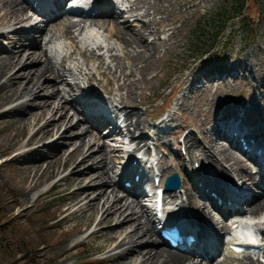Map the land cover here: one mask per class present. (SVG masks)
<instances>
[{"label":"bare ground","instance_id":"obj_1","mask_svg":"<svg viewBox=\"0 0 264 264\" xmlns=\"http://www.w3.org/2000/svg\"><path fill=\"white\" fill-rule=\"evenodd\" d=\"M71 1L73 0L68 3ZM164 1L170 0H159L158 5L147 0H128L130 4L125 11H121V17L129 14V21L134 19V22H138L140 18L165 13L166 9L173 4L166 7L163 4ZM205 1L211 0H200V3L204 4ZM64 2L65 0H53L44 5L51 4L50 8L54 6V9L60 10L67 6ZM186 2L190 3L192 0H186ZM97 3L103 7L102 14L108 15L107 19H98L99 16L90 17L85 14L80 20H75L65 14L59 19L61 15L52 17L51 14L55 15L56 11L53 10L50 13L51 9L48 11V8L45 10L47 15L40 18L36 13L28 12L32 7L29 0H0V11L3 10L0 24L18 25L32 21L30 26L23 29L27 35H24L22 30L9 31L8 37L13 41L16 38L15 44L9 50L0 46V107L5 103L15 102L10 110H18L21 122L27 124L28 117L34 116L33 124L38 125V128L28 139L29 144L37 139L54 136L49 143L39 145L32 150L34 153H46L42 160L32 162L34 165L32 175L35 177L39 174L43 160L48 162L44 171L59 164L62 168L69 169L65 175V178L70 180L69 191L64 198L66 204L69 207H75L74 212L80 211L81 215L87 216L89 220L96 217V229L89 236L104 237V242L95 246L94 251L106 250L107 258L113 262L112 264H214L211 261H203V256L207 255L205 251L201 252V255L197 254L199 258L195 259L193 256L195 253L192 251L181 252L164 245L149 208L142 203L133 188L129 190L122 182L129 179L131 172L130 174L125 172L124 176L120 173L119 179L113 175L117 167L112 155L115 150H108L105 147L104 138L106 136L113 138L119 133L123 135L126 132L125 135L130 136L131 142H136V148L144 149L143 151L148 153L149 146L147 143H142L145 141L146 131L150 134L153 128L147 124L148 119L143 117L135 107L134 86L136 83L130 80V76L134 73L125 77L124 69L128 64L144 74L153 67L159 48L165 45L166 41L155 37L152 43H148L145 40V33L149 36L159 35L164 30L159 28L152 30L148 22L141 25L140 32L129 30L125 22L119 21L116 11L112 10L115 4L109 5L106 1ZM123 6H125L124 3L118 8L121 9ZM198 6V4H193L191 8L195 9ZM143 9L142 15L134 14ZM151 9L153 12H150ZM172 23L173 21L164 19L158 24L166 29ZM38 25L41 30L37 29L36 32L40 38L37 43H33L29 39ZM93 26L100 29L94 30ZM103 32L116 43L109 42L108 45H103L99 35ZM0 36H3V33H0ZM173 36L174 33L170 34L169 40H172ZM62 38L70 40L71 44L61 45L58 40ZM43 41L51 46L57 44L53 54H50L48 49L42 48ZM93 43L96 46H93ZM179 46H183L179 40H172L173 48ZM64 47H67L69 57L75 54L79 56L82 61V65L78 64L80 69L75 70L74 66H66L65 57L61 58L59 65L55 63L54 59ZM117 47L122 51L126 50L125 58L112 53ZM262 50L261 48L259 52ZM109 53H111L110 56ZM92 60L97 63V71L100 75L110 74L112 76V80L109 79L106 85H103L101 79L92 73V68L85 71L83 66H89ZM251 61L250 57H239L237 54L227 66L223 67L219 63L201 65L199 73L193 72L191 77L186 79L187 88L196 89L195 86L200 83L197 79L205 75L210 80L205 88L208 90L209 86L214 83L211 80L216 81L222 71H226V82H242L246 87H252L250 104L240 115H237L240 110L232 107V100H227L226 96L214 99L213 106L218 105L217 110L212 111L206 122L207 124L213 122L214 125L203 132L206 143L211 146L210 150L206 151L201 148L198 138L193 133L184 139L187 149V159H185L192 163L190 171L186 170L187 164H185L184 174L192 181L193 177L199 181L201 179L200 170H204L205 175L202 178L210 183L209 175H211L214 181L210 184L212 187H217L218 182L214 179L215 176L218 179H238L239 182L247 183L248 187L253 189L261 186V181L256 180L257 176L248 167L250 163L239 154L245 155L238 145L240 141H235L234 146L232 138L228 136L229 132L240 131L246 139L254 136L264 138V75L260 74L264 65L259 66ZM78 63H80L79 60ZM138 64L142 65L138 66ZM241 71L246 72V75L243 76ZM81 74L86 75L84 84L75 80L72 84H66L68 88L59 89V84L63 83L65 75L74 76V79L76 76L78 79ZM120 80L123 81L119 83ZM113 81L117 82L118 92L127 89L128 93L126 95L118 93L114 96ZM103 90L113 96L112 99H108L109 104L101 93ZM41 91L49 92V94L39 101L37 97H32ZM255 91L259 93V98ZM24 96H29V98L20 101ZM80 96L83 98H79ZM70 98L73 99L70 100ZM128 98L132 100L131 105L133 106L127 108ZM123 103H126V108L121 109L119 104ZM91 106H98L100 110L89 112L88 108ZM255 111L256 114L250 115ZM122 118L126 130L117 124ZM235 122H238L236 126L233 125ZM79 129H81L80 133ZM104 129L109 132L106 136ZM160 137L158 134L157 140H160ZM72 144L75 146L68 150ZM94 145L98 147L96 151H93ZM132 154L134 158H137L134 150ZM195 161L199 164L198 169L194 165ZM160 162L165 163V158ZM207 162L215 167V173L209 172ZM138 167L140 166L137 165ZM26 168L30 169L31 166L26 165ZM178 169V164L172 161L162 169V175L164 177L166 172L178 171ZM157 171L160 169L158 168ZM181 188H186L184 194L188 200L186 206V202H183L181 206L188 213L191 212L194 222L206 225L209 222H203V217H207L212 223L210 229L221 236L231 234L233 225L240 224L245 217H254L255 221L258 220L255 225L259 229H264V215H261L264 212V192L261 195H256V191L243 192V201L247 205L245 210H235L230 212L229 216L217 219L212 212L216 204L207 191L198 190L192 183L185 182L183 175ZM121 191L126 193L120 194ZM167 194V205L180 201L183 196L180 194L179 197L177 191L167 192ZM141 195L143 196V192L140 193ZM81 230H83L82 227L79 228V231ZM220 264H231V261L226 258ZM238 264H260V260L253 256H243L240 257Z\"/></svg>","mask_w":264,"mask_h":264},{"label":"rangeland","instance_id":"obj_2","mask_svg":"<svg viewBox=\"0 0 264 264\" xmlns=\"http://www.w3.org/2000/svg\"><path fill=\"white\" fill-rule=\"evenodd\" d=\"M114 1H119L117 6H119L122 1L125 7L129 5L126 0ZM147 1L154 2L156 5L159 3V0ZM220 2L221 0H211L209 2L205 1V3L202 4L200 0H192L190 3H187L186 0H170L163 2L166 7L173 4L166 9L165 13L144 17L138 20V22H133V19L128 21L129 14L124 15L123 18L118 16L126 23L129 30H136L139 32L141 31L140 26L145 22L150 23L152 30L158 28L162 30L165 29V27L158 24L159 21L164 19L173 21L162 34L149 36L148 33H145V40L148 43H152L155 37H160V39L166 41V44L159 48L153 67L148 69L144 74H141L135 67L127 64L124 69V75L126 77L134 73L130 76V80L136 83L134 86L135 107L143 117L148 119V125L151 126L156 119L162 116L174 119L172 123L167 125L166 131L160 133L161 137L159 141L156 142L150 139L149 142L153 141L155 143L153 149L154 152L158 153L157 157H166L165 163H163L162 166L163 169L174 161L179 166L176 172L183 175L185 182L192 184L193 182L190 177L184 174L185 164L188 162L186 161L187 154L181 152L180 149V142L184 138V133L188 129H192V133L196 135L202 146L201 148H204L206 151L210 150L211 146L206 143L203 132L211 129L214 125L213 122L206 123L212 111L217 110L218 105L213 106L214 99L220 96H226L227 100H232V107L243 109L250 104L249 98L251 96L252 87H246L242 82L233 81L232 83H228L226 82L227 79H221V75L227 74L225 73L226 71H222L216 81L211 80L214 83L209 86L208 90L205 88L208 86L210 80H207L205 75L197 79V81L200 80V83L195 86L196 89L187 88V77H191V73L193 72L199 73V67H201V65L206 66L208 64L219 63L223 67L227 66L229 61L236 58V52L239 53V57H250L252 60L251 62L259 64V66L264 65V0H261L259 5L256 4V6L250 8V14L252 15L257 14L258 9L260 12V18L256 21V34L252 40H247L242 36L241 32H237L234 28H231L227 34L226 41H224L223 37L216 40V37L209 33L208 36H200L202 42L197 43V33L195 30L199 26H204L210 31H213L214 28L211 24L210 16L219 6ZM193 4H198L199 6L192 9L191 6ZM115 8L118 10L117 7ZM28 12L33 13L30 9ZM143 12L144 9L135 14H142ZM150 12H153V9H151ZM2 14L3 10L0 11V17ZM66 15L71 16L75 20H80L81 18V16L77 14L71 13ZM258 15L259 13L256 17ZM61 17H63V15H61L59 19ZM107 18L108 15L106 14L98 17V19ZM205 19H208L206 23L204 22ZM31 23L32 21L18 25L0 24V33H3V36H0V46L9 50L16 42V38L13 41L8 37L10 34L9 31L22 30L23 32V29L30 26ZM39 26L40 25L36 26L34 32H32L33 36L29 39L33 43L39 41L40 36L36 32L37 29L41 30ZM95 29L97 30L99 28L95 27ZM173 33L174 36L172 40H179L180 44L182 43L183 45L182 47H172V40H169V35ZM23 34L27 35V32H23ZM58 42L63 46L65 44H71L70 40L64 38L59 39ZM111 43L115 44L116 42L115 40H111ZM213 43L214 49L212 52L209 53L207 57L201 58L202 51L206 47H211ZM55 46H57V44L51 46L50 44H46V41L42 43V48L48 49L50 54L55 52ZM67 47L62 49L54 61L59 65L61 58L65 57L66 66H74V69L77 70L79 68L78 64L82 65V61L77 54L69 57ZM261 48L263 50L259 52ZM73 49L74 47L72 50ZM112 53L125 58L126 50L124 49L122 51L117 47ZM110 54L111 53H109V56ZM78 60L80 63H78ZM141 65L142 64H138V66ZM83 67L86 72L89 71V68H92V73H94L97 78L101 79L103 85H106L109 79L112 80L110 74L106 76L100 75L99 71H97V63L94 60L90 61L89 66L84 65ZM76 73L78 72L76 71ZM241 74L244 76L246 72L241 71ZM260 74L264 75V68L260 70ZM85 76L86 75L81 74L78 79H76V76L74 79V76L65 75L63 83L59 84V89L61 90L64 87L68 88L66 84H72L75 80L81 81L82 84H84ZM121 81L123 80H120L119 83ZM203 86L205 87L203 88ZM112 88L114 96L118 93L124 95L128 93L127 89L118 92L116 90L117 82L115 81H113ZM175 90H177V93L174 94ZM103 92L107 94L106 90H103ZM48 94L49 92L41 91L32 97H37L39 101ZM255 94L259 97L258 92L255 91ZM106 97L108 99L113 98L112 94H107ZM27 98H29V96H24L20 101ZM79 98L83 97L80 96ZM72 99L73 98H70V100ZM126 101L127 108L133 106L131 105L132 100L130 98ZM244 102L246 104H244ZM14 105L15 102H9L0 107V191H3V198L8 202L6 209L7 214L15 216L17 221L22 224H34V218H36L37 221L39 220L41 222V227L36 230L35 228H37L38 225H31V234H36L42 227L50 226L46 221L48 218H44L46 214L41 213L45 210V207L48 208L46 213L50 218L55 216H60V218L65 217L66 222L63 221L60 223L62 227L51 226L44 232L50 240L48 242H53L55 247L52 248L48 245L49 247L46 246L42 253L46 254V256L44 254L45 257L53 256L57 264H112L113 262L107 258L108 253L106 250L97 252L93 249L95 246L101 245L104 242V237L102 236H89V234L96 229V217L89 220L87 216L81 215L80 211L74 212L75 207H69V205L66 204L64 198L69 191L68 185L70 180H67L65 175L68 173L69 169H64L59 164L52 168H47L46 171H44L48 162L43 160L39 174L35 177L32 175V170L34 169V165L32 164L37 160H42L46 155L45 152L34 153L32 150L39 145L49 143L54 136L37 139L35 142L29 144L27 141L37 130L38 125L33 124L34 116L32 115L28 117V124L26 122V124L21 122L18 116V110H10ZM119 105L120 108L124 105V108H126V103ZM41 123H43V121ZM163 127L164 126L161 128ZM78 132L80 133L81 129H79ZM156 132L157 131H155V133ZM104 134L106 136V129H104ZM114 138L115 136L113 138L106 136L104 139L106 141L105 147H107L108 150H115L112 152V155L116 161L117 167L115 170H117L118 167L121 166V162L125 160L123 156L124 152L118 150H122L121 148H124L125 144L114 141ZM146 138L149 140L147 134H145V140ZM126 141L128 142L129 139ZM74 146L75 145L72 144L68 150H71ZM97 148V145H94L93 151H96ZM126 148H129V145ZM178 154L181 160L178 158ZM240 156L243 159H247L241 154ZM90 164L91 163H89V165ZM207 164L209 165L208 162ZM26 165H30L31 168H26ZM225 167H227V165H225ZM171 172H175V170ZM167 174L168 172L165 173V176ZM113 175L116 176V174ZM184 186L186 187L187 184L185 183ZM183 189L185 190L186 188ZM256 192V194L261 195L263 190L258 187L256 188ZM125 193V191H121L120 194ZM16 204H19V206L13 211ZM190 213L191 212H189V215L191 216ZM262 215H264V212ZM217 216L219 215L217 214ZM205 221L209 222L210 226L212 225L207 217H203V222ZM201 225L203 224H200V226ZM80 227H82L83 230L79 231ZM226 258L231 261V264H238L240 260V257L235 258L230 253L223 252L221 254H216L212 261L214 264H219L220 261ZM93 260L98 261L93 262ZM207 260H204V262Z\"/></svg>","mask_w":264,"mask_h":264},{"label":"trees","instance_id":"obj_3","mask_svg":"<svg viewBox=\"0 0 264 264\" xmlns=\"http://www.w3.org/2000/svg\"><path fill=\"white\" fill-rule=\"evenodd\" d=\"M256 0H222L218 8L210 16V20L213 26V31H216L215 35L220 37L228 27L230 23L234 25L238 24L240 30L246 35L250 36L253 28L251 27V16L247 13L250 6L255 5ZM260 0H257L259 2ZM251 29V31H250ZM197 38L204 36L208 31L206 27L199 26L196 30ZM209 50L205 51L208 52ZM7 200L3 198V191H0V264H57L53 256L45 257L46 254L42 253L46 246L53 245L44 233L47 228L42 227L36 232L31 234V225L37 224L36 230L41 227V222L36 218L33 219V223L22 224L17 221L15 216L7 214ZM17 207L15 205L14 209ZM48 208L41 213L46 214L44 216L46 221L54 220L56 217H49L46 213ZM44 219V220H45ZM48 246V247H49ZM43 254V255H42ZM45 254V256H44ZM54 260V261H53Z\"/></svg>","mask_w":264,"mask_h":264},{"label":"water","instance_id":"obj_4","mask_svg":"<svg viewBox=\"0 0 264 264\" xmlns=\"http://www.w3.org/2000/svg\"><path fill=\"white\" fill-rule=\"evenodd\" d=\"M181 185V178L178 173H174L173 175L169 176L167 180V187L173 190H176Z\"/></svg>","mask_w":264,"mask_h":264}]
</instances>
